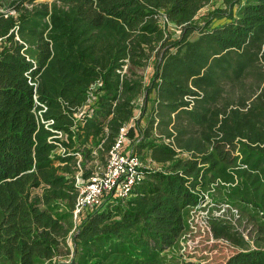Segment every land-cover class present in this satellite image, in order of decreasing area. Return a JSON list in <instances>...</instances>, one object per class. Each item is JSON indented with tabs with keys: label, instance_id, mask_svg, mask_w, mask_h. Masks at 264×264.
Instances as JSON below:
<instances>
[{
	"label": "trees",
	"instance_id": "1",
	"mask_svg": "<svg viewBox=\"0 0 264 264\" xmlns=\"http://www.w3.org/2000/svg\"><path fill=\"white\" fill-rule=\"evenodd\" d=\"M211 1L0 0V264H171L213 188L260 230L245 248L216 224L242 248L224 264H264V0L200 17ZM248 78L253 98L225 99ZM133 120V147L160 166L75 218L78 171Z\"/></svg>",
	"mask_w": 264,
	"mask_h": 264
},
{
	"label": "rangeland",
	"instance_id": "2",
	"mask_svg": "<svg viewBox=\"0 0 264 264\" xmlns=\"http://www.w3.org/2000/svg\"><path fill=\"white\" fill-rule=\"evenodd\" d=\"M223 6V0H212L201 10L200 17L211 9L213 10L214 7ZM166 29L172 37L179 35L178 28L172 24L167 25ZM196 36L197 34L193 35V37ZM251 82L252 80L248 78L244 83L228 85L225 99L237 101L240 98H253L256 88ZM147 156L144 158L145 165L160 166L156 162L150 163ZM95 163L102 165L101 160H96ZM35 192L39 193L41 189ZM212 193L209 192L210 200L207 205L190 211L188 226L181 236L180 246L172 253L174 258L171 259V264H224L242 249L230 238L216 235L214 231L216 224L231 226L232 230L243 240L245 248H259L257 238L260 230L257 223L242 208L218 203L212 197Z\"/></svg>",
	"mask_w": 264,
	"mask_h": 264
},
{
	"label": "built area",
	"instance_id": "3",
	"mask_svg": "<svg viewBox=\"0 0 264 264\" xmlns=\"http://www.w3.org/2000/svg\"><path fill=\"white\" fill-rule=\"evenodd\" d=\"M1 43L2 39L0 38V48ZM30 83L32 85L34 84L31 79ZM36 102V104L40 106L36 112L38 118L45 123L46 127H49L53 124L54 120H45L43 116L48 106L39 102L37 98ZM137 117L138 116L136 115L135 118ZM134 122L135 121L133 120L131 124L120 129L117 140L110 149V153L107 155L106 163L97 166L94 173L87 180H84L82 177V168L78 171L76 184L79 186V195L74 210L75 218L86 208H93L102 205L109 194L121 199L129 197L134 187H136V184L143 180L145 176L144 168L146 166L141 155L133 147L132 139L128 135V129L130 126L134 125ZM55 131L57 137L63 136L61 131ZM59 150L64 152L65 148L61 147ZM214 189L215 188L211 189V192L210 190L202 192V196L205 198L204 202L192 206L190 209L194 210L202 205H207L210 200L209 192H214Z\"/></svg>",
	"mask_w": 264,
	"mask_h": 264
}]
</instances>
